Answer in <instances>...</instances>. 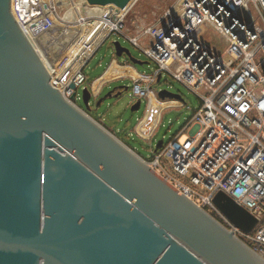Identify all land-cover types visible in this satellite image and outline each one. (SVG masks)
Masks as SVG:
<instances>
[{
    "label": "water",
    "instance_id": "95a60500",
    "mask_svg": "<svg viewBox=\"0 0 264 264\" xmlns=\"http://www.w3.org/2000/svg\"><path fill=\"white\" fill-rule=\"evenodd\" d=\"M130 1L83 4L119 13ZM113 48L133 66L147 64L119 42ZM69 88L73 101L75 85ZM123 89L91 106L83 88L86 111L73 106L16 22L11 0H0V264H264L89 116ZM158 96L182 101L167 91ZM213 204L241 231L255 227L224 193Z\"/></svg>",
    "mask_w": 264,
    "mask_h": 264
},
{
    "label": "built area",
    "instance_id": "2783aa9c",
    "mask_svg": "<svg viewBox=\"0 0 264 264\" xmlns=\"http://www.w3.org/2000/svg\"><path fill=\"white\" fill-rule=\"evenodd\" d=\"M139 1L131 0L119 13L96 7L103 29L95 47L68 78L58 74L67 69L69 60L58 72L42 60L51 81L65 100L82 110L77 105L80 86L87 83L85 88L90 91L91 99L96 100L104 86L130 79L132 97L136 101L146 99L145 113L134 131L139 138L148 141L159 127L162 112L183 104L178 100H161L159 91L152 86L167 75L195 94L199 107L192 117L177 134L163 142L160 149L154 150L149 160L141 158L175 192L233 232L264 260V0H172L154 24L133 22L129 28L126 20ZM82 3L83 0L80 5ZM19 10L26 13L28 9ZM11 12L29 40L34 27L46 31L56 24V13L49 10L39 21L36 16L40 13L23 19L13 11V0ZM114 34L124 36L138 48L154 65L153 71L150 74L138 72L132 64L120 63L115 58L107 70L116 63L131 67L136 77L120 76L104 82L94 92V83L107 70L88 82L85 66L99 46ZM36 47L39 55L41 48ZM71 83L76 88L73 101L70 100L74 92L69 88ZM151 97L165 107L159 113L156 126L144 133L138 126L146 115ZM149 149L153 150L151 143ZM162 161L169 163L174 175L166 171ZM219 192L256 219L249 233L236 228L215 207L213 198Z\"/></svg>",
    "mask_w": 264,
    "mask_h": 264
},
{
    "label": "rangeland",
    "instance_id": "374dc122",
    "mask_svg": "<svg viewBox=\"0 0 264 264\" xmlns=\"http://www.w3.org/2000/svg\"><path fill=\"white\" fill-rule=\"evenodd\" d=\"M14 1L15 0H13V11H15V14L21 16L23 19L26 16L27 18L34 17L40 13V15L36 16V21H39L43 14L47 12V10L52 11L53 14L56 13V24L52 28L46 31H40L39 29L37 30L38 26H36L34 27V31L33 28L31 29L33 34L32 36H29V38L36 49V45L38 48H41V51L39 52V55L42 56L41 60H43V62L47 65L53 66V70L57 69V72L60 71V69L70 59L67 54L68 50L75 44L79 36L87 33L90 27L85 25L84 29L80 28V26L75 28V23H70L72 22V12L74 13L72 8L80 6L81 0H73V2H70L69 0H16L18 1L16 4ZM39 1L42 8L40 12ZM171 3L172 0H140L130 11V14L126 20V22H128V27L130 28V25H132L133 22H137L138 24H154L160 15H162L165 8ZM15 6L17 8H15ZM53 6L54 9H52ZM22 7H24L26 10L28 9L26 13L20 12L19 9ZM92 12V10L86 11V9L80 8L79 17L80 19L91 18L89 20H92V18L101 19V15L96 14V11L94 14H92ZM22 23L24 24V22ZM90 24L92 23L90 22ZM31 25L28 23V26ZM114 42H119L123 48L128 49L131 55L137 60L147 63L143 66H135L138 72L150 74L153 71L154 65L148 61V59L138 48L132 46L124 36L120 34H114L108 37L102 43V45L99 46L93 57L85 66L84 74L86 75L88 82H92L101 76L107 70L111 61L117 58L114 54ZM117 60L120 63H124L127 59L122 56L121 58H117ZM111 69L115 70L114 75H110L109 72ZM65 74H63V77ZM105 75L106 79L104 82L123 76L120 66L116 63H113L109 67ZM86 85L87 83L78 88L79 100L77 101V105L83 111L86 110L82 102V90L86 87ZM99 86L100 85L96 82L94 83V92L97 91ZM132 87L133 82L130 79L113 81L110 84L104 86L96 102L114 89H127L119 91L120 95L116 98L105 99L98 109L93 108L90 111L89 116L105 126L107 131L111 132V134H113L118 140L123 142L130 149H134L140 157L149 160L153 156V152L157 143L159 141L166 143L171 137L177 134L184 126L186 121L192 117L193 113L199 107V100L195 94L190 92L184 85L175 81L170 76L166 75L162 77L159 83L152 86V89L155 91H167L171 94L178 95L181 97L183 104L182 107H170L162 112L160 115L159 127L154 132L151 141H148L139 138L134 131L135 126L145 113L146 99L143 98L141 100L138 111L131 112V106L136 102V99L132 97ZM94 101L95 99L92 98L91 106H94ZM164 107L165 104L158 102V106L152 108L151 111L153 113V121L150 124L147 123V121L145 122V128L142 130L144 133L149 132L156 126L159 119V113ZM150 143L153 150L149 149ZM162 165L165 167L167 172L174 175L168 162L162 161Z\"/></svg>",
    "mask_w": 264,
    "mask_h": 264
},
{
    "label": "bare ground",
    "instance_id": "6f19581e",
    "mask_svg": "<svg viewBox=\"0 0 264 264\" xmlns=\"http://www.w3.org/2000/svg\"><path fill=\"white\" fill-rule=\"evenodd\" d=\"M69 1L73 2V0H69ZM80 8L86 9V11L92 10L93 11L92 14H94L96 7H90V6L84 5L82 3L80 6H76V7L72 8L74 10V13L72 12V14H73L72 20H71L72 22H70V23H72V24L75 23V26H76L75 28L80 26V28L84 29L85 25L88 27L90 26V27H89V30L87 31V33L79 36V38L75 42V44L68 50L67 54L70 57V59H69L67 66H66L67 69L62 74H58V76H60L62 78H63V74H65V73L67 74V72H70L68 75H66V74L64 75V76H67V78H68L73 74V72L75 73L78 70V68L80 66L79 63L81 61L85 60L89 56L90 52L95 47V44H96L95 41L97 40L96 39L97 36L100 34V32L103 29V25H101V23H100V21H101L100 18H94V19L92 18V20L96 19L95 21L89 20L91 18L80 19V17H79ZM52 9H54V8L52 7ZM96 14L100 15V13H98V12H96ZM88 21H90L92 24H90V22H88ZM71 54H72V56H71ZM120 70L122 71L123 76L124 75H131L133 77H136V74L134 73V71L132 70L131 67L120 66ZM110 73H111V75H114L115 70L111 69ZM105 79H106V77L102 76L101 78H99L96 81V83L101 85L105 81ZM156 106H158V102H155L154 98L151 97V100H150L149 105H148L146 117L140 122V124L138 126L139 131H142L145 128V122L146 121L149 124L153 121L152 120L153 119V113L151 110H152V108H155Z\"/></svg>",
    "mask_w": 264,
    "mask_h": 264
},
{
    "label": "crops",
    "instance_id": "0c3cea01",
    "mask_svg": "<svg viewBox=\"0 0 264 264\" xmlns=\"http://www.w3.org/2000/svg\"><path fill=\"white\" fill-rule=\"evenodd\" d=\"M125 62H126V61H125ZM125 62H124V63H125ZM112 64H113V63H112ZM119 64H120V63H119ZM119 66H121V65H119ZM109 73H110V72H109ZM110 75H111V73H110ZM103 76H104V77H106V75H105V74H104ZM104 127H105V126H104Z\"/></svg>",
    "mask_w": 264,
    "mask_h": 264
},
{
    "label": "trees",
    "instance_id": "16d2710c",
    "mask_svg": "<svg viewBox=\"0 0 264 264\" xmlns=\"http://www.w3.org/2000/svg\"><path fill=\"white\" fill-rule=\"evenodd\" d=\"M126 63H127V64H130L128 61H126ZM117 137H119V136H117ZM119 138H120V137H119Z\"/></svg>",
    "mask_w": 264,
    "mask_h": 264
},
{
    "label": "flooded vegetation",
    "instance_id": "af4514ba",
    "mask_svg": "<svg viewBox=\"0 0 264 264\" xmlns=\"http://www.w3.org/2000/svg\"><path fill=\"white\" fill-rule=\"evenodd\" d=\"M92 110V109H91ZM90 114V113H89Z\"/></svg>",
    "mask_w": 264,
    "mask_h": 264
}]
</instances>
